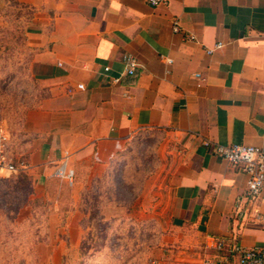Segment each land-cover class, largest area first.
Returning <instances> with one entry per match:
<instances>
[{"label": "crops", "instance_id": "0c3cea01", "mask_svg": "<svg viewBox=\"0 0 264 264\" xmlns=\"http://www.w3.org/2000/svg\"><path fill=\"white\" fill-rule=\"evenodd\" d=\"M10 2L27 13V79L39 95L16 132L0 125L27 163L0 174V187L29 178L59 210L80 179L106 176L157 138L162 200L141 207L167 227L169 264H239L235 248L264 256V188L253 217L247 173L205 146L264 152V0Z\"/></svg>", "mask_w": 264, "mask_h": 264}, {"label": "rangeland", "instance_id": "374dc122", "mask_svg": "<svg viewBox=\"0 0 264 264\" xmlns=\"http://www.w3.org/2000/svg\"><path fill=\"white\" fill-rule=\"evenodd\" d=\"M26 24L24 9L0 0V125L13 132L39 95L27 79ZM158 141L146 139L131 147L127 158L107 168L106 176L80 179L77 197L66 193L59 210L51 205L58 195L45 194L29 178L5 180L0 187V264L173 261L167 227L154 224V208L141 207L162 200L164 163Z\"/></svg>", "mask_w": 264, "mask_h": 264}, {"label": "built area", "instance_id": "2783aa9c", "mask_svg": "<svg viewBox=\"0 0 264 264\" xmlns=\"http://www.w3.org/2000/svg\"><path fill=\"white\" fill-rule=\"evenodd\" d=\"M153 6L165 3L166 0H149ZM178 30V27H176ZM190 41H194L189 37ZM219 43L217 47H220ZM209 52H212L209 51ZM129 74H133L138 66L137 59L132 57L128 61ZM109 71V68L106 69ZM205 146L214 154L228 162L231 166L241 169L249 176L246 198L249 201L253 217H258L259 209L257 203L264 188V152L262 148L251 145H215L209 141ZM27 168V163L22 158L10 154V136L6 129L0 128V174H14ZM240 254L239 264H264V256L259 250L242 251L235 248ZM215 264H224L218 262Z\"/></svg>", "mask_w": 264, "mask_h": 264}]
</instances>
